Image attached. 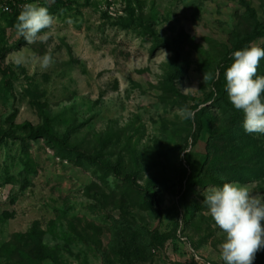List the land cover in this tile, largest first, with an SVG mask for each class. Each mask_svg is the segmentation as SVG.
<instances>
[{"label":"rangeland","instance_id":"rangeland-1","mask_svg":"<svg viewBox=\"0 0 264 264\" xmlns=\"http://www.w3.org/2000/svg\"><path fill=\"white\" fill-rule=\"evenodd\" d=\"M32 2L55 17L46 43L27 44L10 24L11 5ZM261 29L264 0H0V133L14 132L0 143V264H223L224 234L203 204L219 185L186 181L215 176L264 193V136L246 134L242 113L212 96L224 61L264 43ZM49 51L41 70L36 57ZM41 106L71 151L95 160L29 139L23 125L42 124ZM201 108L202 121L182 118ZM216 154L222 166L210 164ZM119 158L120 176L103 170Z\"/></svg>","mask_w":264,"mask_h":264},{"label":"clouds","instance_id":"clouds-1","mask_svg":"<svg viewBox=\"0 0 264 264\" xmlns=\"http://www.w3.org/2000/svg\"><path fill=\"white\" fill-rule=\"evenodd\" d=\"M71 23V21H68ZM56 23L47 7L25 3L15 30L29 45L46 43ZM232 63L224 72L225 91L232 107L243 114L242 127L246 134L264 136V75L257 70L264 59V43H252L231 54ZM27 62L24 56L15 60L17 66ZM39 69L46 70L54 63L49 51L36 57ZM185 120L194 119L188 109L181 112ZM203 204L224 234L220 245L223 264H254L256 253L264 249V193L253 192L247 184L224 182L206 189Z\"/></svg>","mask_w":264,"mask_h":264},{"label":"trees","instance_id":"trees-1","mask_svg":"<svg viewBox=\"0 0 264 264\" xmlns=\"http://www.w3.org/2000/svg\"><path fill=\"white\" fill-rule=\"evenodd\" d=\"M20 1H18L17 3H19ZM15 3V2H14ZM61 4V7L64 8L66 7V5H68V3L66 4L65 2L60 1L58 3V5ZM12 8V17L10 18V24L14 25L17 22V17L21 11V9H19L18 4L15 5H11ZM130 15H133V10L130 8L129 9ZM131 22H135L134 20H131ZM132 24V23H131ZM126 26H128L127 24H125ZM257 27H263L261 25V23H259L257 21ZM260 35H264V29H261L260 33L258 34ZM7 52V49H0V59L4 57V54ZM264 62V59H263ZM260 64L257 70V74L258 75H264V64ZM230 65V61H224V65L220 68V74L218 76V79L214 82V91L212 92V96L214 94H216V96L218 97L219 100H221L223 102V104L225 105V110L227 108H230L233 112H234V119H239L241 117V112H238L237 110H235L231 103L229 102L227 93L225 91V79H224V72L226 70V68ZM2 72L7 76V75H14V71L12 69H10V67H2ZM11 78L9 77L7 79V86H10V80ZM174 86V85H173ZM171 91L175 92L176 94H178V91L176 90L175 86L170 88ZM194 109L197 108V106L193 107ZM41 115L43 117V122L40 125L34 126L31 123H27L25 125H23V128L25 130H27L28 132V137L31 140H36L39 138H45L47 140V142H49L50 144H52L53 146H55L58 149V152L60 155L62 156H71L72 154H74L77 157H84L88 160H95L92 155H87V154H81L79 152H73L71 151V149L69 148L68 142L66 137H59L54 130V125H53V121L54 119L49 118L48 115L46 114L44 107L41 106ZM207 114V109L206 108H201L198 112L195 113V118L194 119H190L192 122L198 120V121H202L204 116ZM243 116V114H242ZM239 123V121L237 122ZM11 136L14 135V132L12 131H3L2 133H0V143L3 142L4 137L6 136ZM109 142V141H107ZM240 156L239 159L245 158V152L243 150H241V152L238 154ZM123 158H119L118 162L116 163H112L109 161H101V165L103 170H105V172L107 173H113L115 176H120L122 174V169H121V162H122ZM223 156L222 155H214L211 161V165L214 167H218V166H222L223 165ZM258 165L260 166V171L264 172V162L263 160H261ZM230 167H228L227 169H229ZM232 169V168H230ZM236 173H238L240 176H243V173H241V170H235ZM247 176L249 173L251 172H246ZM125 179L128 182H131L132 184H136V175L135 173L132 172H126L124 174ZM245 176V177H247ZM259 176V175H258ZM208 176H206V178H208ZM207 181L211 182L212 184L215 185H222L223 181H221L218 178H215V176H213V178H208V179H204V177H201L200 175H190V177L187 178L186 184L188 186L194 185V184H198V185H204L207 183ZM147 192H151V190L149 188L146 189ZM144 202L151 206V205H156V193H152L151 195L146 194L143 198ZM166 238L165 237H158L157 235L153 236V240L151 242V245L153 246H159L162 245V243L164 242ZM41 249H45L44 245H41ZM28 259L30 260V257L28 256ZM260 263V262H259Z\"/></svg>","mask_w":264,"mask_h":264}]
</instances>
